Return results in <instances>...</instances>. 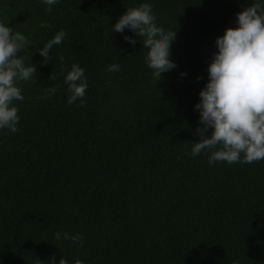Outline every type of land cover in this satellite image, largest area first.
Listing matches in <instances>:
<instances>
[{
    "label": "trees",
    "instance_id": "16d2710c",
    "mask_svg": "<svg viewBox=\"0 0 264 264\" xmlns=\"http://www.w3.org/2000/svg\"><path fill=\"white\" fill-rule=\"evenodd\" d=\"M264 0H0V264H264V81L215 124L209 40Z\"/></svg>",
    "mask_w": 264,
    "mask_h": 264
},
{
    "label": "rangeland",
    "instance_id": "374dc122",
    "mask_svg": "<svg viewBox=\"0 0 264 264\" xmlns=\"http://www.w3.org/2000/svg\"><path fill=\"white\" fill-rule=\"evenodd\" d=\"M205 57L215 72L216 85L208 89L212 117L219 124L230 111L234 97L248 94L264 81V33L236 18L223 32L209 40Z\"/></svg>",
    "mask_w": 264,
    "mask_h": 264
}]
</instances>
